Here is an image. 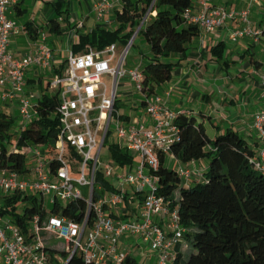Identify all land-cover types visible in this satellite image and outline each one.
Returning <instances> with one entry per match:
<instances>
[{
	"label": "built area",
	"instance_id": "built-area-1",
	"mask_svg": "<svg viewBox=\"0 0 264 264\" xmlns=\"http://www.w3.org/2000/svg\"><path fill=\"white\" fill-rule=\"evenodd\" d=\"M17 1L0 0V104L17 102L27 123L24 129L37 119L36 105L41 97L35 100L26 95L27 73L35 67L41 74H47L56 62L44 31H38L33 51L21 58L11 52L12 38L26 33L25 26L10 16ZM248 1L251 4L254 0ZM92 3L99 24L113 29L114 2L92 0ZM153 6L154 2L133 34L129 48L124 47L118 59L116 44L101 50L88 45L79 53L70 49L64 60L66 71L55 73L54 79L48 80L51 91L61 90L57 109L61 125L54 147L42 154L38 146L43 144L24 146L20 151L26 160L30 157L36 161L30 167L26 161L25 172L0 168V198L17 195L29 200L35 196L37 201L36 212L24 226L14 216L4 214L8 207L0 205L3 264H69L76 255L86 264H126L128 255L135 257L122 242L127 235L138 239L137 244L156 256L151 264L177 261L182 252L178 247L184 243L187 230L182 226L179 210L172 208L171 202L160 194V178L156 173L161 165L160 154L171 155V146L178 139V115L165 105L160 95L148 97L142 93L143 70H125L129 50L145 28ZM250 13V6L240 11L226 10L213 5V0H199L197 9H187L183 17L200 31L211 33L223 29L227 22L238 20L240 26L230 34L236 42L255 34L250 26ZM84 29V22L80 21L67 33L77 37L79 44L78 35ZM127 74L143 97L144 111L153 121L151 126L130 119L114 122L116 115L121 118L116 108L118 82ZM104 76L111 78L110 84L103 80ZM262 84L264 96V77ZM113 125L115 143L133 155L132 164H104L102 151ZM254 127L261 142L250 162L264 174V110L255 114ZM76 159L78 175H74ZM197 163L194 160L176 169L187 184L203 178L204 170L197 168ZM82 187L89 188L87 197ZM72 202L86 205L82 222L64 215V209ZM52 238L63 240L66 248L50 247Z\"/></svg>",
	"mask_w": 264,
	"mask_h": 264
},
{
	"label": "trees",
	"instance_id": "trees-1",
	"mask_svg": "<svg viewBox=\"0 0 264 264\" xmlns=\"http://www.w3.org/2000/svg\"><path fill=\"white\" fill-rule=\"evenodd\" d=\"M122 2V10L115 13L118 27L109 29L99 24L91 33L81 34L79 44L73 45L72 50L79 53L88 45L101 50L117 42L126 47L154 2L152 12L156 15H149L140 32L150 50L145 57L142 93L150 97L157 94L158 86L172 80L175 66L171 62L172 56L187 52L189 44L200 34L199 27L186 22L183 17V13L194 6V0ZM22 3L18 0L14 5L19 14L27 12L21 8ZM54 7L58 17L48 22L49 32L62 35L58 19L68 18L71 4L69 0H55ZM25 26L29 36L36 39L38 30L30 22ZM224 54L223 43L213 48V55L218 60L223 59ZM66 68L64 61L55 73L63 74ZM60 93V89L51 91L47 83L36 105L37 119L19 134L8 114L0 112V168L25 172L26 155L20 151L24 146L54 147L61 125L57 111ZM141 105L144 106V100ZM176 124L178 139L172 144L170 154L184 164L209 159L210 165L199 182L187 184L176 169L165 165L167 155L160 154L161 165L156 173L160 178V194L171 202L172 208L179 210L182 226L187 230L185 236L190 241L187 251L180 252L174 264H264V174L255 170L250 162L255 151L231 128L210 138L205 126L194 117L181 115ZM106 145L117 164L133 163V155L120 144H110L108 138ZM22 201L17 195L6 198L4 204L8 210L3 213L14 216L16 222L24 226L36 212L37 201L34 200L33 208L18 214L16 204ZM85 210L84 202H72L64 209V215L82 222ZM190 251L191 255L184 262ZM69 264L86 263L76 255ZM126 264H137V259L128 255Z\"/></svg>",
	"mask_w": 264,
	"mask_h": 264
},
{
	"label": "crops",
	"instance_id": "crops-1",
	"mask_svg": "<svg viewBox=\"0 0 264 264\" xmlns=\"http://www.w3.org/2000/svg\"><path fill=\"white\" fill-rule=\"evenodd\" d=\"M21 1L23 2L21 8L27 9V12L19 14V11L14 8L15 4L10 12V16L17 17L16 21L19 24L25 26L27 22H30L38 31H44L48 36V40L53 38L56 40L58 36H61L52 34L48 28V22L52 18L58 17L54 7L55 0H43L41 4L39 3L40 0H35L34 5L39 4L38 12H34L35 7L32 15L29 8L25 6L26 0ZM85 1L86 6L81 11H71L67 19L65 17H59L58 19L62 26V35L68 37L70 49L77 44V37L69 36L67 33L70 28L80 21L84 22L85 29L80 31L78 35L81 36V34L91 33L99 25L93 10L92 0ZM118 1L122 5L117 8L115 4L112 11L111 18L115 21L113 29L117 22L114 14L123 8L122 0ZM198 5L199 0H194L193 8L195 10ZM213 5L224 7L226 10L234 9L237 11L250 6V26L255 34L245 36L236 42L232 41L230 34L240 26L238 20L227 22L223 29L215 33L200 31L199 36L189 44L187 52L172 56L171 62L175 65L173 78L170 82L158 86L157 94L163 98L165 105L174 111L178 117L181 115L191 116L200 123L197 118L198 115L202 118L207 116L212 126L217 129V135L224 133L223 123L228 124L231 129L239 134L245 135L248 134L250 129L254 128L255 114L264 110L262 84L264 77V0H254L251 4L248 0H213ZM151 15H156V12ZM36 39L29 36L26 28L25 34L12 38L11 52L15 57L21 58L34 50L35 43H37ZM221 43L225 45V54L223 59L218 60L213 55V48ZM147 46L149 48L148 44ZM53 52L56 63L49 72L55 74V70L61 68L62 61L58 59L55 48H53ZM48 75L41 74L37 68L32 67L26 77V95L37 100L45 90L42 87V82H44L45 76L48 77ZM238 83L242 86H238ZM141 99L142 103V95ZM14 102L16 101L12 103ZM12 103L11 105H0L12 108ZM205 106L206 108H204ZM199 108L205 109L206 112H202ZM143 121L149 126L153 123L147 115ZM203 121L206 122L204 119ZM255 144L259 145L257 142ZM169 156L171 161L184 166L188 165L180 162L172 155ZM198 163L197 168L204 170L200 165L201 160ZM5 199L0 198L2 208L5 206ZM137 242L138 239L135 240V238L129 236L128 239H124L123 243L124 247L132 254L133 250H136L137 253L133 255L140 256L143 259L142 262L146 260L155 261L156 256L148 251V248L140 246ZM178 248L184 253L187 251L188 244L183 243ZM141 253L144 254L141 255Z\"/></svg>",
	"mask_w": 264,
	"mask_h": 264
},
{
	"label": "rangeland",
	"instance_id": "rangeland-1",
	"mask_svg": "<svg viewBox=\"0 0 264 264\" xmlns=\"http://www.w3.org/2000/svg\"><path fill=\"white\" fill-rule=\"evenodd\" d=\"M34 1L35 0H26V4L25 6L27 8H29L30 14L32 15L33 12V8L36 7V10L34 11L35 13L38 12V5L36 6L34 5ZM43 0H40L39 3L41 4ZM114 2V4H116V7L119 8L122 3H119L118 0H112ZM70 4H71V11H81L82 8H85L86 6V1L85 0H69ZM13 19L17 20L16 16H11ZM115 17V14H114ZM116 26H118V23H115V28ZM139 26L136 27V30L138 29ZM135 30V32H136ZM48 44L52 47L56 49V53H57V57L59 60L63 61L67 58L68 56V51L70 49L69 46V40L68 37H66L65 35H61L58 36V38H53V39H49L48 40ZM118 46V53H117V59L119 58L122 50L124 49L123 45L120 42H117L116 44ZM149 53V48L147 46V42L145 41L144 37L142 34H139L134 42V46L131 47V49L129 50V53L127 55L126 58V63H125V70L127 72H129L132 69H136L139 68L140 70L144 69V65H145V57L146 55H148ZM216 58V57H215ZM250 58V56H249ZM222 63V62H219ZM66 71V69H65ZM64 71V72H65ZM48 77L45 76L44 78V82H42V87H44V89H46L47 87V81L48 80H52L54 79V74L51 72H47ZM103 80L108 82L109 84L111 83V78H108L107 76L103 77ZM220 84V83H219ZM238 86H242V84L238 83ZM141 95L140 92L137 90L135 84L131 81V78L129 76V74H127V76L123 79H120V81L118 82V114L121 115V118L118 117V115L115 116L114 122L117 123L119 121V123H124L126 122V117H130V120L134 121L135 123H139L142 122L145 118H146V113L144 111L143 106L141 105ZM12 102H8L5 103L4 105H11ZM2 105V104H1ZM0 105V111L3 113H7L9 118L14 122V130L17 134L20 133V131L22 130L23 126H25L27 123L26 121L21 117L20 115V111L18 108V104L16 102L12 103V108H7V107H3ZM206 108V106L204 107ZM202 112H206L205 109L199 108ZM253 109V108H251ZM252 111V110H251ZM214 117V116H213ZM198 121L200 123H203L205 126V129L209 135L210 138H215V136L217 135V129H215L212 124L209 122V117H205L202 118L200 115H198ZM215 118V117H214ZM203 119L206 121L204 122ZM254 123H255V119H254ZM223 129L224 133L227 132V129L230 128V126L226 123H223ZM115 127L114 125L111 127V135L109 137V143H115L117 141L114 131ZM243 135V138H245V140L247 141L248 145L253 148L256 152L258 151L259 147H260V136L258 131L254 128L250 129L248 134L246 133L245 135ZM258 143L259 145L255 144ZM34 148V147H33ZM39 151L42 152V154H46L47 151H49V147L47 146H38ZM102 159L104 161V164H110L111 166L117 165V163L115 162V160L112 158V155L110 153L109 147L106 145L103 148L102 151ZM75 162V166H74V175H78L77 172V166H79V161L76 159L74 160ZM36 161L34 159H31L30 157L27 159V166H32L33 164H35ZM199 164V163H198ZM165 165L171 169H178L179 167H186L182 164H179L175 161H171L170 156L167 155L166 157V163ZM201 167L204 168V170L207 169V167L210 165V160L209 159H203L201 160ZM193 181H190L189 184H192ZM82 192L84 194L85 197H87L88 195V191L89 188L87 187H82ZM129 191H132L133 189L131 187H127L126 188ZM35 196H31L29 198V200H23L22 202H19L18 204H16V213L18 214H23L26 208H33L35 205ZM38 198V197H37ZM130 235H127L125 238L122 239V242H124V239H128ZM135 238V237H133ZM88 238L87 236L84 238L83 243L85 244L87 242ZM136 240V238H135ZM183 242L186 244H189L190 241L185 237L183 239ZM49 246L52 248H59V249H65L66 245L64 243L63 240H58L56 238H52L49 241ZM193 250V248L191 249ZM141 251V250H140ZM137 251L133 250V254H136ZM191 255V251L188 252L185 255L184 258V262L188 260L189 256ZM138 264H143L142 262V258H140V256H135ZM147 261V260H146ZM1 262V260H0ZM183 262V263H184ZM152 262L147 261L146 264H151Z\"/></svg>",
	"mask_w": 264,
	"mask_h": 264
},
{
	"label": "water",
	"instance_id": "water-1",
	"mask_svg": "<svg viewBox=\"0 0 264 264\" xmlns=\"http://www.w3.org/2000/svg\"><path fill=\"white\" fill-rule=\"evenodd\" d=\"M134 37H135V35H134L133 38L130 40L129 44L127 45V48H129V46H130L131 42L133 41Z\"/></svg>",
	"mask_w": 264,
	"mask_h": 264
}]
</instances>
